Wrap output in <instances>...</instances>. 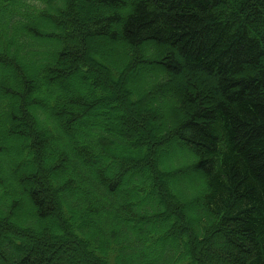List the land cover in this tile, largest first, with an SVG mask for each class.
I'll use <instances>...</instances> for the list:
<instances>
[{
  "label": "trees",
  "instance_id": "16d2710c",
  "mask_svg": "<svg viewBox=\"0 0 264 264\" xmlns=\"http://www.w3.org/2000/svg\"><path fill=\"white\" fill-rule=\"evenodd\" d=\"M4 66L0 264H264V0H0Z\"/></svg>",
  "mask_w": 264,
  "mask_h": 264
},
{
  "label": "rangeland",
  "instance_id": "374dc122",
  "mask_svg": "<svg viewBox=\"0 0 264 264\" xmlns=\"http://www.w3.org/2000/svg\"><path fill=\"white\" fill-rule=\"evenodd\" d=\"M82 3H85V0H82ZM84 16L86 17V15H84ZM47 43L51 44V46H55L54 49H56L57 47H60V46H65V45L66 46H69V47H72L73 46L72 45V42H71V37L69 39H59L57 41L50 40V41H47ZM100 44H101V42L99 43V41H98L95 45H96V47H99ZM28 70H29V68H27V70L25 72H22V74H28V72H29ZM16 75H18V72H16L10 66H4L1 69V71H0V78H3L4 77L8 81H11L12 79H14L16 77ZM133 79H134V82H137L139 78H138V76H136ZM69 81L71 83V86L74 89H76V90L77 89L80 90L81 87L83 86L82 81L81 80H78L77 77H75V76L72 77ZM41 93H43V89H41ZM166 100H167V102L163 104V110H165V112L169 110V106L171 104V99L169 97L166 98ZM16 102L17 101H13V105L16 104ZM123 111H124V113H125V111H126V113H128V110H126V108H124ZM167 113H168V116H169V112H167ZM115 114L119 115L118 112H116V111H115ZM128 117L129 116L126 115V117H121V118L123 119V121H126V119H128ZM157 123H160V122H157ZM134 124L139 125V124H137L136 121H134ZM135 134L139 136V131L136 130L135 131ZM19 141H22V140L21 139H18V140L16 139L14 141V144H13V142L12 143L9 142L8 143V146L9 147L13 146V148H14V146L16 145V143H19ZM172 146L173 145H171L170 148H172L174 151L176 150L177 152L176 151L175 152L177 154H180V151H181L180 149L181 148L179 147V145L174 146V148ZM168 149L169 148L164 147L163 149H161V151H163V153H167L168 152ZM6 151H7V153H6ZM6 151H4V153L2 154V157L0 159V171H7V172L8 171H13V167H11L10 164L13 163V162H16L17 161V158L13 154L10 153L11 150H6ZM175 156H172V158L174 157V159H175ZM112 168L114 169L115 167H112ZM21 169L24 170V172H27V173L31 172V170H32L31 167H29V166H23V165H22ZM191 183L192 182H191L190 179L185 180L183 183L180 181V183H178V189L181 190V191H183L184 190L183 186L186 187V185L191 184ZM76 251L75 252L78 254V251L79 250L76 249Z\"/></svg>",
  "mask_w": 264,
  "mask_h": 264
}]
</instances>
